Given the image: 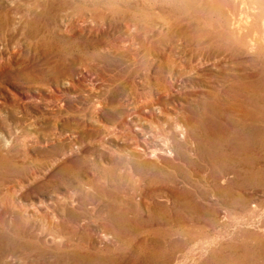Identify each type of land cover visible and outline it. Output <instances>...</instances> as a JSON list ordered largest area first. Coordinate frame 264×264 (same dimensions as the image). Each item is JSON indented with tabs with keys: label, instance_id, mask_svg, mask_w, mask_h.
I'll return each instance as SVG.
<instances>
[{
	"label": "rangeland",
	"instance_id": "obj_1",
	"mask_svg": "<svg viewBox=\"0 0 264 264\" xmlns=\"http://www.w3.org/2000/svg\"><path fill=\"white\" fill-rule=\"evenodd\" d=\"M244 2L0 0V147L38 170L4 182L0 264H264V12Z\"/></svg>",
	"mask_w": 264,
	"mask_h": 264
},
{
	"label": "bare ground",
	"instance_id": "obj_2",
	"mask_svg": "<svg viewBox=\"0 0 264 264\" xmlns=\"http://www.w3.org/2000/svg\"><path fill=\"white\" fill-rule=\"evenodd\" d=\"M239 1L242 4H245L244 0H233V3H234L233 7L236 6V2H239ZM250 1H251V4L256 5V6L258 5V11L264 12V0H250ZM258 23L260 25H264V20H261V18L258 17ZM236 34H240V32H236ZM262 38H264V35L262 36ZM262 41H264V39ZM260 80H261V77H258V82ZM59 110H61L60 106H58V111ZM1 139L4 144V146L2 145V147H0V149L3 150V154L1 155V157L3 158V166L2 164H0V167L2 168L0 170V197L2 198L3 192H4L3 188L6 185H9V184L4 183L5 180H10L12 182L11 186L10 187L6 186L5 189L9 187V189L13 193H15L17 190H21L22 186L30 184L33 181V179L37 177L36 172L38 170L31 169L26 172L24 168L25 161L19 156L12 154V146H13L15 139H17V137H14V136L7 137L3 135L1 136ZM28 168H31V167L28 166ZM11 171L13 173H9ZM15 186H17L16 191L14 190ZM10 206L13 207L14 205H10ZM15 209L17 210L18 208L15 207ZM12 213L14 214V211H12ZM6 222H7L6 218L0 217V230H5L6 225L4 224H6ZM13 231L15 234H20V235L32 234V233H25L23 230H20L18 227L14 228Z\"/></svg>",
	"mask_w": 264,
	"mask_h": 264
}]
</instances>
